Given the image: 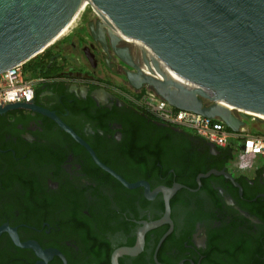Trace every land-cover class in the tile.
<instances>
[{"label":"flooded vegetation","instance_id":"af4514ba","mask_svg":"<svg viewBox=\"0 0 264 264\" xmlns=\"http://www.w3.org/2000/svg\"><path fill=\"white\" fill-rule=\"evenodd\" d=\"M97 22L87 28L102 62L89 49L84 57L94 71L124 77L132 94L106 81L111 93L98 95L101 76L76 90L65 72L37 82L30 104L56 114L130 186L50 116L1 114L0 264H264L262 173L233 174L230 149L137 108L144 87L130 85L134 69L94 40ZM118 47L140 67L135 47ZM32 242L65 261L21 246Z\"/></svg>","mask_w":264,"mask_h":264},{"label":"water","instance_id":"95a60500","mask_svg":"<svg viewBox=\"0 0 264 264\" xmlns=\"http://www.w3.org/2000/svg\"><path fill=\"white\" fill-rule=\"evenodd\" d=\"M88 1L107 21L108 29L99 17L95 25L90 24L94 40L105 50L110 44L115 55L134 69L127 72V78L135 89L148 87L176 109L220 118L234 132L250 118L221 112L211 98L264 114V0ZM82 2L0 0V74L44 52L73 21ZM116 31L134 42L140 67L128 49L118 47L122 42ZM86 56L93 62V55L86 52ZM144 73L190 82L198 89H171V83ZM14 109L50 116L86 147L99 166L130 186L104 166L56 114L34 104H15L1 106L0 115ZM21 246L34 249L46 261L53 255L65 261L60 252L44 251L36 243ZM134 252L136 249L127 253Z\"/></svg>","mask_w":264,"mask_h":264},{"label":"built area","instance_id":"2783aa9c","mask_svg":"<svg viewBox=\"0 0 264 264\" xmlns=\"http://www.w3.org/2000/svg\"><path fill=\"white\" fill-rule=\"evenodd\" d=\"M57 62L48 59L49 66ZM19 64L0 74V107L15 104H30L34 101L36 83L43 80L41 76L32 77V73ZM132 103L143 112L164 123L188 129L200 138L220 149H230L232 157L228 169L235 175L262 173L264 178V136L243 135V143L238 145V132L230 130L220 118L205 117L201 114L179 110L159 97L148 88Z\"/></svg>","mask_w":264,"mask_h":264},{"label":"rangeland","instance_id":"374dc122","mask_svg":"<svg viewBox=\"0 0 264 264\" xmlns=\"http://www.w3.org/2000/svg\"><path fill=\"white\" fill-rule=\"evenodd\" d=\"M100 16V13L95 9L91 7L87 8L86 11L78 18V20H76L73 26L68 30V32L66 33L67 35L65 34L63 37L52 43L44 51L47 52L49 51V49L54 48L57 56L55 57V59L58 65H62L65 68V72L67 74L72 73L74 75L73 79L75 80H72V86L76 90H85L86 83L83 80H86L89 76L94 77V79H97L101 76L102 81L104 82H100V87L95 91V93H97L98 95H105L106 92L111 93L105 88L106 81L112 83L116 87H122L123 91L127 95H131V87L129 86V84H127L124 77H113L108 71L104 73H101V70L94 71L84 57V50L89 49L91 52L96 53L99 63L100 61L102 62V50L90 40V34L87 28V22L94 21L95 19H98V17L100 18ZM93 45L94 48L91 47ZM45 52H42V54ZM26 65L29 64L27 63ZM65 77L67 78L68 76ZM147 89L148 87H144L141 91L137 93V95L140 96ZM204 102L206 104L212 103L209 100H204ZM233 114L238 116L237 111H234ZM240 129L241 131L238 132V145H241L243 143V135L264 136V121L259 122L255 119L250 118L244 121V124ZM230 157H232L231 150ZM255 174L257 173H251L248 176L253 177Z\"/></svg>","mask_w":264,"mask_h":264},{"label":"bare ground","instance_id":"6f19581e","mask_svg":"<svg viewBox=\"0 0 264 264\" xmlns=\"http://www.w3.org/2000/svg\"><path fill=\"white\" fill-rule=\"evenodd\" d=\"M89 7L95 9L96 11H98L88 0H83L82 4H81V6H80V8L78 10V13L76 14V16L73 19V21L57 36V38L54 40V42L57 41L58 39H60L61 37H63L68 32V30L73 26V24L76 22V20H78V18ZM100 19H102L101 21H102L103 25L105 26V29H108L107 26H106L107 21L106 20L104 21V18L102 17V15L100 16ZM115 35L120 39L121 42L124 41L127 44L132 45L136 49V45L134 44V42L131 39H128V38L120 35L119 33H117V31H116V34ZM144 74L147 75V76L153 77L154 79H156L158 81H166V82L171 83L172 84L171 89H175L176 86L177 87H181V88H183V89H185L187 91H191V92L196 91L198 89L196 85H194V84H192L190 82H185V81H180V80H175V79H168V78L157 77V76L149 75V74H146V73H144ZM173 86H175V87H173ZM211 99L217 105L218 109L221 112H224L227 115H229L230 113H233L234 111H237L238 114H244L248 118L255 119L256 121H259V122H263L264 121V114H262V113L253 111L251 109H246L244 107L232 105V104L227 103L225 101H222L220 99H216V98H211Z\"/></svg>","mask_w":264,"mask_h":264},{"label":"trees","instance_id":"16d2710c","mask_svg":"<svg viewBox=\"0 0 264 264\" xmlns=\"http://www.w3.org/2000/svg\"><path fill=\"white\" fill-rule=\"evenodd\" d=\"M50 59H53V57L48 56ZM62 67L60 65H58L57 62L54 61V63H52L50 66L44 62L41 61L39 63H36L33 67H32V77H36V76H41L42 78H47V79H51L54 77H57L58 74L60 73ZM231 159V157H230Z\"/></svg>","mask_w":264,"mask_h":264},{"label":"crops","instance_id":"0c3cea01","mask_svg":"<svg viewBox=\"0 0 264 264\" xmlns=\"http://www.w3.org/2000/svg\"><path fill=\"white\" fill-rule=\"evenodd\" d=\"M44 52H45V51H44ZM48 56L53 57V59H54L55 57H57L54 48H53V49H49V51H47V52H45V53H43V54L41 53V55L39 54V55H38L37 57H35L34 59L30 60V61L28 62L29 65H25V69H26L28 72L32 73V67H33L36 63H39V62H41V61H46V60L50 59ZM26 64H27V63H26ZM60 66L62 67V69H61L60 73L58 74V76H62L63 74H65V68H64L62 65H60Z\"/></svg>","mask_w":264,"mask_h":264}]
</instances>
